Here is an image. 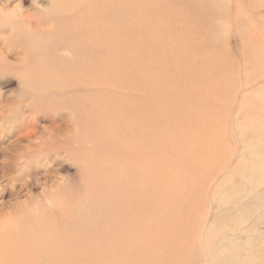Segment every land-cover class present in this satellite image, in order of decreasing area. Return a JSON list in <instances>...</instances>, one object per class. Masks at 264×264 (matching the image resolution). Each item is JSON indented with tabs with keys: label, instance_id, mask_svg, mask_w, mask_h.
Returning <instances> with one entry per match:
<instances>
[{
	"label": "rangeland",
	"instance_id": "rangeland-1",
	"mask_svg": "<svg viewBox=\"0 0 264 264\" xmlns=\"http://www.w3.org/2000/svg\"><path fill=\"white\" fill-rule=\"evenodd\" d=\"M3 1L8 9L5 8L4 14ZM63 1L0 0V24L7 29L5 34L11 29L5 23V14L13 13L11 15L18 18L22 12L26 13V21H15L21 24L14 25L19 34L13 40L11 37L5 40L6 35L0 34V247L4 254L10 255L4 258L9 264H92L96 258L97 264H107L99 258L110 252H105L110 249L109 245L103 242L100 246L95 241L103 239L101 236L118 225L121 215L126 217L138 207L134 200V205L128 202L130 208L123 210V206L112 204V197L119 200L122 197L113 194L116 188H109L118 180L114 181L110 174L103 176L101 138L95 140L98 137L95 131L79 124L83 116L68 102L79 101L81 91L60 88L59 73L48 65L60 58L59 52L70 59V50L60 49L52 57L44 55L46 44L48 47L53 39L59 41L65 36L51 30L69 18L62 11L69 1L64 5ZM172 1L155 0L154 9L149 8L154 20L160 22L155 30L158 34L155 44L177 45V40H162L168 33L167 28L173 29L175 35L181 34L177 21L184 18L190 25L187 12L195 11L199 20L192 25L189 37L192 40L185 52L199 60L207 55L228 62L214 69L226 71V84L229 83L223 94L226 101L214 100L221 101V108L228 109L225 113L218 111L222 128L218 122L219 127L209 128L213 134L211 141L206 138V130H202L199 137L205 153L219 143L222 146L215 149L218 150L215 156L209 155L214 159L207 163L208 167L207 164L203 167V186L199 189L198 205L193 209L198 244L189 264H264V0H181L180 5L174 3L176 7H171ZM146 2L153 3L152 0ZM172 10L177 14L169 20ZM23 26L28 30L26 45L30 51L25 53L19 47L22 37L19 30L23 31ZM180 52L185 53L182 49ZM254 54L262 55L260 62L254 60ZM209 72L201 75L204 81V77H212ZM190 77L193 79V75ZM25 105H28L30 129L36 133L23 138L18 125ZM192 183L188 182V186ZM145 200L141 199V205ZM157 201L158 210H164L160 220H174L173 225L178 227L174 216L184 207L164 198ZM152 208L149 205V211ZM176 226L172 227L173 231ZM8 229L12 235L8 234ZM56 241L58 245L52 246ZM111 242L112 247H118L122 239ZM124 246L122 244L126 249L120 251L121 256L110 258L112 264L121 261L146 264L142 258L131 256L130 245ZM51 248H56L60 257L52 255ZM82 251L84 256H81ZM120 257L123 260L118 262ZM1 258L0 261H4Z\"/></svg>",
	"mask_w": 264,
	"mask_h": 264
},
{
	"label": "bare ground",
	"instance_id": "bare-ground-1",
	"mask_svg": "<svg viewBox=\"0 0 264 264\" xmlns=\"http://www.w3.org/2000/svg\"><path fill=\"white\" fill-rule=\"evenodd\" d=\"M146 1L151 0H64L63 5L68 3L62 5L64 9L62 11L69 18L66 22L55 25L51 30L54 33H63L65 36L59 41L53 39L54 42L48 47L47 44L44 45L46 47L44 55L46 56L47 53L52 57L56 55L55 51L60 49L70 50L69 54L72 55L70 59L59 52L60 58L48 62V65L59 73L60 88L69 87L81 91L79 101L68 102L78 114L83 116L79 124L95 131L98 136L95 140L101 138L100 143L103 147L100 160L103 159V176L110 174L114 177V181L118 180L109 188H116L113 194L117 193L122 197V200L112 197V204L123 206V210L127 209V206L130 208L128 202L133 204L132 200H134L138 206L130 215L126 217L121 215L119 224L110 226L111 229L106 235L102 234L103 239L95 241L100 246L105 242L104 244L109 245L110 248L105 251L110 252H104L103 258H99V261L112 264L110 258L118 254L121 256L120 251L126 249L123 248L126 244L131 247V256L142 258L146 264H182V262L189 264V261L194 259L198 244V231L196 233L193 226L195 216L193 209L198 205L199 189L203 186L201 183V180L204 181L201 179L205 172L203 167L214 159H210L209 155L215 156L218 151L215 149L222 146L219 143L218 147H211L210 151L205 153V147L202 148L199 137L203 134L202 130H206V138L211 141L213 134L209 128L219 126L222 128V122L218 121L220 117L218 111L223 110L225 113L224 110L227 108L225 106L221 108V101L214 100L218 98L226 101L223 94L224 89H227L225 85L229 83L226 84V71L216 72L214 69L228 62L207 55L199 60L193 54L185 52L186 46L190 45L192 40L189 39L192 25L197 24L199 20V15L195 11L187 12L190 25L184 18L177 21L181 34L175 35L173 29L167 28L168 33H165L162 40L173 39L174 42L177 40V45L155 44L158 38L155 30L158 29L156 26L160 22L154 20L151 11L154 9L155 0H152V5ZM174 3L180 5L181 0L172 1L169 5L176 7ZM162 4L164 5L165 2ZM6 5L7 3H2L3 14L6 12L4 11ZM20 6L23 7L21 2ZM11 14L13 13L7 12L4 16L5 23L11 28L9 33L5 34L4 26L0 24V34L6 35L5 40H9L10 37L13 40L12 38L19 34L14 28V25L18 24L15 21H26L25 12L19 14L18 18ZM176 14L172 10L170 13L172 17L169 20ZM199 27L200 25L197 26ZM21 30L19 31L22 32V45L20 44L19 47L22 49L19 50L25 53L29 51L26 45L29 39L28 30L25 31L24 26L23 31ZM181 49L185 53L180 52ZM254 55V60L260 62L259 56L262 55ZM45 63L47 64V61ZM208 71L212 77H204L206 82L202 76ZM195 73L199 75L195 77ZM190 75H193V79ZM248 103L244 102L246 105ZM228 108L231 109L230 101ZM27 111L28 105H25L21 111L23 117L18 125L20 137L23 138L36 133L30 129ZM50 127L54 126L50 125ZM194 132L195 135L192 136ZM216 158L220 159V156L217 155ZM102 178L104 181L105 177ZM188 182L193 183L188 186ZM168 190L172 193L167 192ZM161 198L177 202L184 207V212H176L177 216H174L181 228L173 225L174 220L170 219L169 222L160 220L164 210H158L157 199ZM141 199H146L143 205ZM124 201H126L125 206ZM149 205L153 207L152 211H149ZM185 205L189 211H186ZM174 226L176 229L173 231ZM1 233L7 235L5 231ZM8 234L12 235L9 229ZM117 239H122L123 247L122 244L112 247L111 241ZM57 242L52 246H57ZM48 245L50 246L51 242ZM1 248L0 251L3 253H0L1 259L10 257L6 255L7 252L4 254ZM51 249L52 255L59 256L55 251L56 248ZM83 252L81 256H84ZM45 253L48 254V251ZM120 258L118 262L123 260L122 257ZM96 259L92 264H97ZM121 262L123 264L126 261ZM0 264H9V261L4 259Z\"/></svg>",
	"mask_w": 264,
	"mask_h": 264
}]
</instances>
